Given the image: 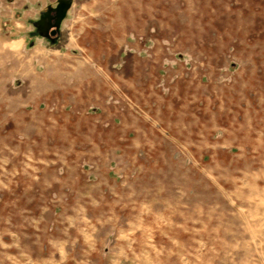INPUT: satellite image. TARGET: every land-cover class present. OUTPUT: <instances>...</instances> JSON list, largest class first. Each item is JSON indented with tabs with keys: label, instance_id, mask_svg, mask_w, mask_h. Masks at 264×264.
Returning <instances> with one entry per match:
<instances>
[{
	"label": "rangeland",
	"instance_id": "1",
	"mask_svg": "<svg viewBox=\"0 0 264 264\" xmlns=\"http://www.w3.org/2000/svg\"><path fill=\"white\" fill-rule=\"evenodd\" d=\"M68 1L52 41L57 0L0 1L93 84L31 113L0 78V264H264V0Z\"/></svg>",
	"mask_w": 264,
	"mask_h": 264
},
{
	"label": "crops",
	"instance_id": "2",
	"mask_svg": "<svg viewBox=\"0 0 264 264\" xmlns=\"http://www.w3.org/2000/svg\"><path fill=\"white\" fill-rule=\"evenodd\" d=\"M5 29L0 26V78L14 79L22 88V91L12 95L14 98L9 100L10 104L19 103L31 113L38 112L42 103L46 105V110H54L59 108L65 96L73 94L76 97V92L71 89L92 90L93 84L87 78V73L80 77L79 82H73L60 57L45 56L39 46L28 43L30 37L27 34H20V30L11 26ZM74 62L77 63L76 60ZM87 80L90 82L86 83ZM90 95L89 101L92 100Z\"/></svg>",
	"mask_w": 264,
	"mask_h": 264
},
{
	"label": "flooded vegetation",
	"instance_id": "3",
	"mask_svg": "<svg viewBox=\"0 0 264 264\" xmlns=\"http://www.w3.org/2000/svg\"><path fill=\"white\" fill-rule=\"evenodd\" d=\"M67 2L69 3L68 0ZM57 7L58 0L54 6H49L45 10L39 12L37 18L32 21L33 28L37 35L50 41L57 38L60 29V23L63 19H59V17L56 15ZM56 24L58 25L57 28L54 26Z\"/></svg>",
	"mask_w": 264,
	"mask_h": 264
},
{
	"label": "water",
	"instance_id": "4",
	"mask_svg": "<svg viewBox=\"0 0 264 264\" xmlns=\"http://www.w3.org/2000/svg\"><path fill=\"white\" fill-rule=\"evenodd\" d=\"M69 3L67 2V0H58V7L56 9V15L59 17V19L64 18L65 15V11L68 7ZM55 28L58 27V25H54Z\"/></svg>",
	"mask_w": 264,
	"mask_h": 264
}]
</instances>
